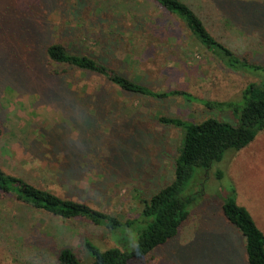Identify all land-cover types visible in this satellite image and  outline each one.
<instances>
[{"label":"rangeland","instance_id":"rangeland-1","mask_svg":"<svg viewBox=\"0 0 264 264\" xmlns=\"http://www.w3.org/2000/svg\"><path fill=\"white\" fill-rule=\"evenodd\" d=\"M204 3L208 30L259 68L223 67L183 25L143 0H0V169L122 220L136 217L140 199L172 180L183 139L181 129L160 126L155 119L172 116L198 123L214 118L235 124L232 107L225 105L241 106L248 85L264 84V0ZM234 5L238 29L225 27L222 20ZM134 17L143 20L140 26ZM121 18L130 21H121L118 28ZM127 25L134 26L135 44L128 40ZM52 43L91 54L154 91L182 90L214 106L205 108L182 97L129 95L90 73L77 71L69 78L59 67L71 94L105 93L125 117L135 114L133 123L145 125L141 130L132 124L117 142L112 137V145L121 148L120 163L109 156L105 170L103 160L79 159L89 141L95 140L91 146L110 139L102 125L88 132V116L78 125L82 136L69 120L71 96L57 88L50 73L54 67L45 64L42 53ZM220 103L223 107L216 106ZM200 186L203 195L177 236L147 259L130 264H247L244 240L220 207L233 188L238 205L264 234V129L248 146L228 151L220 163L196 175L191 190ZM131 230L125 233L129 238ZM121 235L124 232L118 241ZM85 239L101 249L115 243L102 228L82 220L64 221L0 193V264H60L62 248L72 250L80 264H89Z\"/></svg>","mask_w":264,"mask_h":264},{"label":"trees","instance_id":"trees-1","mask_svg":"<svg viewBox=\"0 0 264 264\" xmlns=\"http://www.w3.org/2000/svg\"><path fill=\"white\" fill-rule=\"evenodd\" d=\"M146 2L154 5L156 9H161L168 17H171L173 22L183 25L190 37L223 67L229 70H241L243 67L259 68L234 52L226 45V42H222L208 30L202 13L204 0H143V3ZM237 10L234 5L233 10L224 18L222 17L225 27L229 28L232 25L233 29H238L241 23L238 22ZM134 18L135 23L140 26L143 20ZM121 21H130V18H121L118 28H121ZM127 27L123 28L130 31L128 40L131 44H135L137 39L132 35L134 26L130 28L127 25ZM42 53L45 64L54 67L50 73L58 81L57 88L71 96V103L68 104L70 108L68 118L77 128L78 134V125L87 116L90 118L86 126L89 129L88 132L97 131L100 125L106 128L110 142L99 145L94 143L90 146L95 141L91 140L88 146H84L79 157L80 159L87 156L90 161L97 159L98 163L103 160L105 170L110 166L107 162L109 156L115 157L120 163L121 148L117 149L112 145V137L116 138L117 142L130 132L132 124L141 130L145 128V125H140L138 122L133 123L135 114L125 117L122 109L118 111L116 105L105 93L82 97H77L76 93L71 94V85L66 82V77L60 76V73L66 71L68 76L77 71L90 73L129 95L158 100L182 97L186 102L194 101L205 108L214 106L211 101L198 99L186 91H154L110 69L102 60H98L93 55L70 52L60 43L45 45ZM59 67H64L66 70L60 71ZM242 100L243 104L239 107L225 105L232 107L236 118L235 124L214 118H207L198 123L187 122L172 116H158L155 119L160 126L181 129L183 139L174 160L172 180L148 199H140L142 208L134 218L122 220L83 202L61 198L22 178L7 175L1 169L0 193L64 221L82 220L110 233L115 243L114 246L108 248L101 249L91 241L83 240V248L91 259L89 264L141 262L177 236L188 220L191 209L199 203L203 188L200 186V190H191L195 176L207 172L214 164L220 163L228 151H238L248 146L264 129V84L248 85L242 92ZM223 104L216 106L223 107ZM75 112L78 114L75 115ZM82 135L79 134V136ZM52 136L48 137L51 141L54 138ZM220 208L229 226L234 227L244 240L246 263L264 264V235L247 209L238 205L233 188L230 187L229 192L223 197ZM130 229H132L133 238L125 235ZM123 232L124 236L121 235L122 238L118 241L120 233ZM58 262L60 264H80L69 248L60 250Z\"/></svg>","mask_w":264,"mask_h":264},{"label":"crops","instance_id":"crops-1","mask_svg":"<svg viewBox=\"0 0 264 264\" xmlns=\"http://www.w3.org/2000/svg\"><path fill=\"white\" fill-rule=\"evenodd\" d=\"M251 215V214H250ZM252 217V219L254 220V218H253V216H251ZM254 222H255V224H257V222L254 220ZM261 222H259V224H260ZM258 225V224H257ZM256 225V226H257ZM261 225H262V223H261ZM257 227H259V225L257 226ZM259 229V228H258ZM260 230V229H259ZM261 231V230H260ZM264 235V234H263Z\"/></svg>","mask_w":264,"mask_h":264}]
</instances>
